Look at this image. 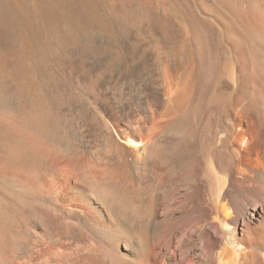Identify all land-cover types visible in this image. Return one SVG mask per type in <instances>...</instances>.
Wrapping results in <instances>:
<instances>
[{
  "label": "bare ground",
  "instance_id": "1",
  "mask_svg": "<svg viewBox=\"0 0 264 264\" xmlns=\"http://www.w3.org/2000/svg\"><path fill=\"white\" fill-rule=\"evenodd\" d=\"M28 1L64 47L71 0ZM195 2L136 90L18 77L0 47V264H264V0Z\"/></svg>",
  "mask_w": 264,
  "mask_h": 264
},
{
  "label": "rangeland",
  "instance_id": "2",
  "mask_svg": "<svg viewBox=\"0 0 264 264\" xmlns=\"http://www.w3.org/2000/svg\"><path fill=\"white\" fill-rule=\"evenodd\" d=\"M91 2L98 15V22L80 0H71L69 5L57 8L56 25L68 40L62 49L57 48L56 39L49 32L44 19L35 12L31 13L28 0L22 1L24 5L21 4L19 9H15L12 2H7L11 21L8 28L0 26V47L8 51L9 65H12L15 75L20 77V72L25 69L30 77H37L40 70L45 69L55 71L58 78L72 91L77 90L73 85L74 81L82 77L101 82V89L120 90L130 87L136 90L141 81L152 72L153 63L164 56L162 47L172 48L176 45L178 21L171 9L181 5L191 12L196 8L195 0ZM63 12L70 18L74 17L71 25L63 17ZM34 23L40 24L44 30H35ZM28 45L31 46V51H27ZM38 63L43 68H38ZM25 82L34 86L36 81L33 78H13L6 86L7 93L16 96ZM27 96L25 95V99H28ZM25 99L17 101V104L20 101L26 103ZM80 103L84 110L88 107L86 100L82 99ZM75 117L76 114L72 113L71 121L78 119ZM88 118L87 114L79 116V119L85 121ZM206 137L207 142L211 143L210 137Z\"/></svg>",
  "mask_w": 264,
  "mask_h": 264
},
{
  "label": "water",
  "instance_id": "3",
  "mask_svg": "<svg viewBox=\"0 0 264 264\" xmlns=\"http://www.w3.org/2000/svg\"><path fill=\"white\" fill-rule=\"evenodd\" d=\"M73 9V8H72ZM74 10V9H73ZM76 10V9H75ZM64 16L63 17H65L66 19H67V21H68V23L71 25L72 24V22H73V18H70L69 16H67V13L66 12H63L62 13ZM40 23V22H39ZM34 29L35 30H38V31H43L44 30V27H42L40 24H38V23H34Z\"/></svg>",
  "mask_w": 264,
  "mask_h": 264
}]
</instances>
